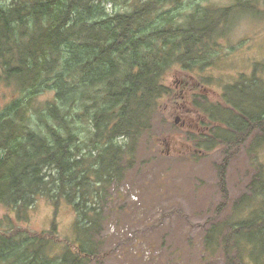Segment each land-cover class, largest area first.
<instances>
[{
    "label": "trees",
    "instance_id": "1",
    "mask_svg": "<svg viewBox=\"0 0 264 264\" xmlns=\"http://www.w3.org/2000/svg\"><path fill=\"white\" fill-rule=\"evenodd\" d=\"M168 1L133 0L127 11L107 12L106 0H0L1 78L19 92L0 116V205L19 220L40 197L54 208L48 231L0 232V264H103L91 237L100 215L84 204L130 164L169 96L166 73L207 67L228 10L216 20L195 10L179 25L160 11ZM231 89L227 108L202 107L216 126L211 138L188 136L200 151L264 133V95L257 108L233 97L238 84ZM46 93L52 99L38 103ZM258 192L259 204L223 238L225 264H264V182ZM61 201L75 213L72 241L58 235Z\"/></svg>",
    "mask_w": 264,
    "mask_h": 264
},
{
    "label": "rangeland",
    "instance_id": "2",
    "mask_svg": "<svg viewBox=\"0 0 264 264\" xmlns=\"http://www.w3.org/2000/svg\"><path fill=\"white\" fill-rule=\"evenodd\" d=\"M129 2L106 0L103 5L107 12L127 11L133 0ZM195 10L214 12V20L227 10L218 24L207 67L201 74L188 73L179 66L166 73L169 96L161 101L149 133L132 151L130 164H124L120 178L84 204L86 212L95 209L92 213L100 215L91 237L97 252L104 256L103 264H225L221 251L224 236L261 199L263 132L254 129L240 145L206 151H200L188 136L212 137L210 131L216 124L201 109L227 108L223 95L236 84L233 97L261 108L263 2L169 0L160 7L161 12L170 11L179 25ZM18 95L16 86L1 78L0 70V116ZM52 97L51 93L42 94L38 103ZM118 142L126 143L121 138ZM226 160L223 171L221 165ZM53 216L54 208L45 197L36 199L23 220L0 205V232H45ZM55 217L60 238L72 241L76 233L72 207L61 201Z\"/></svg>",
    "mask_w": 264,
    "mask_h": 264
},
{
    "label": "water",
    "instance_id": "3",
    "mask_svg": "<svg viewBox=\"0 0 264 264\" xmlns=\"http://www.w3.org/2000/svg\"><path fill=\"white\" fill-rule=\"evenodd\" d=\"M262 2H263V9H264V0H262Z\"/></svg>",
    "mask_w": 264,
    "mask_h": 264
}]
</instances>
